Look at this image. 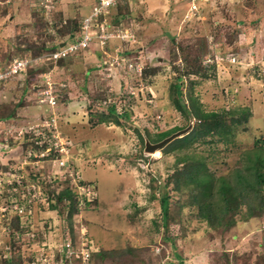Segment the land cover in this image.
Returning <instances> with one entry per match:
<instances>
[{
    "label": "rangeland",
    "instance_id": "rangeland-1",
    "mask_svg": "<svg viewBox=\"0 0 264 264\" xmlns=\"http://www.w3.org/2000/svg\"><path fill=\"white\" fill-rule=\"evenodd\" d=\"M89 1L53 0L50 7L47 0H0V64L27 55L45 58L27 71L37 78L22 75L0 86V113L15 114L0 121V264L18 255L31 264L36 251L62 243L56 231L74 233L75 243L84 231L98 251L91 264H264L260 198L245 182L237 184L252 164L249 156L264 146V0H212L201 19L186 17L187 0H125L110 13L121 16L111 23L122 24L124 39L79 48L67 64L49 62V47L90 13ZM67 10L74 21L69 26ZM111 107L119 123L109 117ZM238 109L249 113L228 119L249 117L229 140L211 131L182 151H146L151 137L192 134L202 125L196 110L228 115ZM50 117H57L60 128L52 140L41 129L33 132ZM27 130L35 136L26 133L24 139ZM52 142H67L52 158L79 171L92 192V201L86 207L80 201L72 216L63 204L53 210L48 200V190L59 193L67 186L86 197L48 157ZM184 156L204 160L207 171L199 177L237 184L229 227L214 229L199 207H185L188 193L172 196L174 216L163 224L151 193L184 170V162L176 165ZM213 190L217 202L219 182ZM16 204L18 211H8ZM19 214L24 218L17 223L13 217Z\"/></svg>",
    "mask_w": 264,
    "mask_h": 264
},
{
    "label": "trees",
    "instance_id": "trees-1",
    "mask_svg": "<svg viewBox=\"0 0 264 264\" xmlns=\"http://www.w3.org/2000/svg\"><path fill=\"white\" fill-rule=\"evenodd\" d=\"M121 16L111 17L112 23H119ZM76 23L73 27V32H71L74 35H77L78 32H80V21ZM72 22L74 21H67V26L72 25ZM242 24V23H241ZM66 26V27H67ZM52 51L51 49H48L47 52ZM64 60H60L59 62H63ZM59 63V64H62ZM32 73V72H31ZM37 78V75H30L28 74V77ZM36 80V79H35ZM180 80V78H179ZM176 87V93L177 95H182L181 91V84L180 82H177L175 84ZM193 101V99H192ZM180 100L178 99L177 104L179 108H184L183 105H181ZM194 106V105H193ZM186 113L188 112L187 109ZM239 111L245 112V110H234L230 113L226 114H205L201 113L199 110L195 111V115L198 117V119H202V125L199 126V123L197 126H195L194 131L189 136L182 137L180 139H176L168 143L166 146H164L162 149H160L164 154L175 152V151H182L185 150V148H188L190 145H192L194 142L198 141L202 137L210 134L211 131H215V135H218L220 138H227L229 140V137L234 135V130L236 128V125L240 123V121L248 120L249 116L241 117L240 120H235L236 115H238ZM110 118H114L117 123H119L118 120V114L116 112L115 107H111L109 109ZM245 113H249L246 109ZM235 116L231 119H228V116ZM15 116V114H10L7 112L0 113V121H9ZM230 120V121H229ZM178 130V129H177ZM175 130V131H177ZM174 131V132H175ZM171 136L170 133H163L159 135L157 138L151 137L149 138V141L151 143H158L165 138ZM258 148V147H257ZM253 155L249 156V160L252 162L249 167H247L244 171V175L241 176V178L238 180L239 182L237 184L246 183L248 190H250L252 193L257 195L260 200L257 203L256 206L258 207V210H264V146L259 147L256 151H253ZM189 159H192V164L189 165ZM180 162H184V170L179 171L178 169L173 174L172 178L170 177L168 180L164 181L165 183H161L154 187V191L151 193V198L156 200L157 203H159V206L161 208L162 213V220L163 224L168 226V221L170 218H173L174 216V210L175 207H172L171 205V198L174 194H179L180 196L187 195L189 200L184 204L185 207H192L197 206L199 207V216L206 220L207 223L213 227L214 229H217L219 227H229V225L233 222L231 216L233 215V205L237 203L239 192L234 191L236 190L235 186H231L228 184V182L225 179H219L216 180L215 184L214 181L211 178L210 175H204V177H199V173L201 171L206 172L207 169H205V162L204 160L197 159L193 156H184L181 157L179 160H177L176 165ZM210 177V178H209ZM173 181V182H172ZM219 182V197L217 198V202L214 201L215 193H214V185L216 186ZM170 183H173V187L170 188ZM245 184V185H246ZM185 187H187L190 190V194L188 191H185ZM171 191H174L171 194ZM48 194V200L50 203V207L54 210L58 209L60 204H63V212L64 210L68 209L70 216H72L73 212L75 210H78V200L76 197V194L71 190L70 187L64 188L63 191L56 193L52 190L47 191ZM217 196V195H216ZM172 207V208H171ZM180 212V210L178 209ZM181 213V212H180ZM15 222L19 223L20 218L18 216L13 217ZM247 218V217H246ZM74 237V233H72ZM19 238V236H18ZM75 250L79 251L81 250L80 246L77 247V243H75ZM97 253H92L90 256V260L86 264H91L94 255ZM98 255V254H97ZM96 255V256H97ZM32 257V256H30ZM74 259L72 260L75 263L83 264V259L80 257H77L76 254L73 255ZM33 259V258H32ZM23 257L21 255H18V258L16 259H4L2 264H22ZM21 261V262H20ZM168 264H176L174 262H169ZM179 264H184L183 262H180Z\"/></svg>",
    "mask_w": 264,
    "mask_h": 264
},
{
    "label": "built area",
    "instance_id": "built-area-1",
    "mask_svg": "<svg viewBox=\"0 0 264 264\" xmlns=\"http://www.w3.org/2000/svg\"><path fill=\"white\" fill-rule=\"evenodd\" d=\"M124 1L125 0H96L90 14H88L81 20V29L80 33L78 34V38L74 41L68 42L65 47H62L59 51L53 53L50 58L58 59L61 57H67L74 51H77L79 48L88 46L89 44H92L94 42L99 41L101 44H104L107 40H110L114 37H121L122 39H124L125 36L123 34V29L120 28L122 24L119 26L113 25L111 23L110 15L111 11ZM209 1L210 0H189V9L186 17H198L203 9V4H206ZM38 60L26 57L23 59H16L12 64H9L7 66H0V83L8 78H12L17 74L26 71L29 66H32L33 62L37 63ZM58 124L59 120L57 121V117H50L46 120V124H43V126H37V128L34 129L33 132L40 131L41 129L40 134H45V132H47V136L52 140V132L54 133V135L60 133ZM23 131L24 130H21L22 134L24 133ZM26 132L34 135L33 132H30L28 130ZM67 140L69 141V138H66V141ZM66 145H68L67 142H63L60 147L58 143L52 142V148L50 149L51 152L48 155V157L58 163L59 168L63 169L65 168V162L59 160L60 157L52 158V156H57L61 149L63 151L64 148H67ZM45 155L46 154H42V157H45ZM65 171L69 173V177L72 182L75 183L78 188H82V194H80L86 196L87 198L77 197L78 203L81 201V203L83 202L86 207L88 203L92 201V199L89 198L92 192H87V189H89V187L87 186V184L83 185V178L80 175L79 171H75V169L69 170L66 168ZM95 197L96 196H94V199ZM86 201H88V203ZM13 207H15L16 210L17 208H20L19 204H16L8 208V211L13 210ZM79 210L81 209L79 208ZM18 217L21 220L22 218H24V216H22L21 214H19ZM56 233L57 237L59 239H62V243L60 240L59 244H57V247L55 246L51 249L52 251L44 252L43 248L36 251L34 256L32 255L33 260L31 264H79L72 261L74 259V254H76L77 257L82 258L83 264H86L90 260L91 254L96 252V250L93 249L94 247L88 245L89 243H91V241L87 238H84L86 234L84 231H81V243H77V247L80 246L81 250L77 252L75 250L76 241L74 242V237H72L73 235L69 234L68 232H63V234H61L59 231H56ZM42 245L44 248H48L47 244L44 243Z\"/></svg>",
    "mask_w": 264,
    "mask_h": 264
},
{
    "label": "clouds",
    "instance_id": "clouds-1",
    "mask_svg": "<svg viewBox=\"0 0 264 264\" xmlns=\"http://www.w3.org/2000/svg\"><path fill=\"white\" fill-rule=\"evenodd\" d=\"M47 1H49V0H47ZM94 2V4H95V2H96V0H91V2ZM211 1L212 0H210L209 2H207L206 4L204 3L203 5V9H202V11L200 12V14H199V16L198 17H196V16H194L193 18H198V19H201L202 18V14H203V12L206 10V8H207V6H209L210 5V3H211ZM52 2H53V0H50L49 1V3H48V6H50V7H53V4H52ZM93 4V5H94ZM41 5H45V3H42V4H40V6ZM93 5L91 6V10H90V12L92 11V7H93ZM47 6V5H46ZM188 9H189V0H187V9H186V14H187V12H188ZM90 14V13H89ZM63 16H64V14H63ZM85 16H87V15H84L83 17L81 16V17H79V21H80V29H81V20H82V18H84ZM65 17V16H64ZM70 18H64V24L66 25L67 24V21L69 20ZM48 20H50L51 22H52V17H49V18H47V21ZM80 32H78V34H79ZM53 34H56V33H53ZM74 35V34H72V33H68L67 34V37L65 38V39H59V40H57L56 42H55V44H52V46H50L49 47V49H51L52 51H49L48 53L50 54V56H47L48 57V61L49 62H55V65H58V62L62 59V60H64L65 61V64H66V62L67 61H69V60H71L72 59V57H73V55L77 52V51H74L73 53H71L70 55H68L67 57H61V58H58V59H54V58H50L51 57V55L53 54V53H55L56 51H59L62 47H65L67 44H68V42H71V41H74V40H76L77 38H78V36L79 35ZM92 44H94V43H92ZM92 44H89V45H92ZM31 58V59H36V60H38L37 61V63H32V66H29L27 69H26V71H24V72H21V73H19V74H17V75H15L14 77H12V78H15V77H18V76H22V75H27L28 76V73H27V71H28V69L29 68H31V67H33V66H35V65H37L38 67H40L41 65H42V63H44L45 61H44V56H40V55H27V56H25V57H22V58H17V59H23V58ZM14 60H16V59H14ZM14 60H12V61H10V62H8V63H5V64H0V66H7V65H9V64H12L13 62H14ZM12 78H8V79H6L5 81H2L1 83H0V86H2L3 84H6V82H8L9 80H12ZM27 133V132H26ZM24 134V136H23V138L25 139V137H27L28 135L27 134H29V133H27V134ZM34 135H32V134H29V137H33ZM95 253H98V251H96Z\"/></svg>",
    "mask_w": 264,
    "mask_h": 264
},
{
    "label": "water",
    "instance_id": "water-1",
    "mask_svg": "<svg viewBox=\"0 0 264 264\" xmlns=\"http://www.w3.org/2000/svg\"><path fill=\"white\" fill-rule=\"evenodd\" d=\"M186 132H187V130H182L180 132H176V133L172 134L171 136L165 138L164 140H162L158 143H151L150 141H148V142H146V151H148V152L158 151V150L162 149L164 146H166L168 143H170L171 141L181 137V135H183Z\"/></svg>",
    "mask_w": 264,
    "mask_h": 264
},
{
    "label": "crops",
    "instance_id": "crops-1",
    "mask_svg": "<svg viewBox=\"0 0 264 264\" xmlns=\"http://www.w3.org/2000/svg\"><path fill=\"white\" fill-rule=\"evenodd\" d=\"M89 1V0H88ZM93 2V1H92ZM91 2V3H92ZM90 3V1L88 2V4ZM83 10V9H82ZM64 16H65V18H69V16H70V10H67V11H65V13H64ZM81 16H82V14H81ZM71 60H69V62H70ZM68 62V61H67ZM67 62H66V64H67ZM68 62V63H69ZM35 86V85H34ZM24 93H26L27 95H29L30 93H29V90H24ZM27 98H29L28 96H27Z\"/></svg>",
    "mask_w": 264,
    "mask_h": 264
},
{
    "label": "bare ground",
    "instance_id": "bare-ground-1",
    "mask_svg": "<svg viewBox=\"0 0 264 264\" xmlns=\"http://www.w3.org/2000/svg\"><path fill=\"white\" fill-rule=\"evenodd\" d=\"M155 152H157V151H155ZM25 232V231H24Z\"/></svg>",
    "mask_w": 264,
    "mask_h": 264
}]
</instances>
